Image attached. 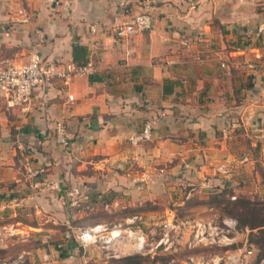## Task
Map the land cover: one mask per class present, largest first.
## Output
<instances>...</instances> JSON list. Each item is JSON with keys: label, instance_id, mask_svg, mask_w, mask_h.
<instances>
[{"label": "crops", "instance_id": "crops-1", "mask_svg": "<svg viewBox=\"0 0 264 264\" xmlns=\"http://www.w3.org/2000/svg\"><path fill=\"white\" fill-rule=\"evenodd\" d=\"M145 11L153 17L150 30L114 37L116 25ZM261 23L264 0H0V60L26 62L39 28L43 59L73 62L78 43L95 66L37 86L24 110L7 107L0 92V218L11 205L33 204L39 212L40 204L51 223L25 222L19 230L61 237V214L72 220L78 213L67 195L73 186L90 190L80 204L87 207L94 189L152 199L166 181L223 169L225 151H236L238 140L245 151L247 143L264 151ZM147 119L151 138L131 143L129 135ZM59 121L66 143L56 139ZM27 162L43 174L30 176ZM9 225L0 230H17ZM63 246L36 247L41 264H64ZM34 250H26L30 259Z\"/></svg>", "mask_w": 264, "mask_h": 264}, {"label": "rangeland", "instance_id": "rangeland-1", "mask_svg": "<svg viewBox=\"0 0 264 264\" xmlns=\"http://www.w3.org/2000/svg\"><path fill=\"white\" fill-rule=\"evenodd\" d=\"M256 43L264 46L261 40ZM242 81L251 84L249 76ZM260 144L252 151L254 146L247 143L251 151H245V141L238 140L236 151H225L223 169L204 178L166 181L165 187L153 189L152 199L141 193L94 189L87 207L80 204L89 199L90 190L76 185L78 192L71 198L78 213L72 220L61 214V237L29 236L19 230L25 222L51 223L46 215L52 214L44 206L39 204L36 212L33 204L11 205L4 214L8 218H0V225L8 223L17 230H0V264H41L36 247L45 242L65 244L60 252L64 264H264L259 232L264 228V151ZM98 199L105 202L97 203ZM10 211L14 216H9ZM97 223L109 229L120 224L134 234L108 243L81 245L76 235ZM33 247L30 259L26 250ZM129 256L133 257L125 259Z\"/></svg>", "mask_w": 264, "mask_h": 264}, {"label": "built area", "instance_id": "built-area-1", "mask_svg": "<svg viewBox=\"0 0 264 264\" xmlns=\"http://www.w3.org/2000/svg\"><path fill=\"white\" fill-rule=\"evenodd\" d=\"M23 20L27 19L25 12L21 11ZM153 26V17L148 12H140L127 22L116 25L113 29L115 38H123L132 34L143 33ZM37 42L26 62L17 60H0V92L3 94L7 107H17L26 109L31 102L32 92L41 84H49L53 80L68 81L74 76L87 75L95 70L92 62L76 65L72 61H65L62 58L43 59L39 53V45L44 39L41 29H35ZM257 34H264V23L257 26ZM224 66V64H222ZM71 99V97H69ZM152 121L147 119L143 126L129 135L128 140L135 144L147 141L151 138ZM65 124L62 121L56 123L55 135L59 143H66ZM26 170L30 176L43 174V169H33L28 162ZM51 188H56V183L49 184ZM78 188L73 186L68 195L74 196ZM72 199V198H71ZM76 203L75 200L71 202ZM116 203V201L112 202ZM109 204L106 203L105 207ZM134 234L130 229L123 228L120 224L109 229L101 223L94 224L81 230L77 235V240L81 245L94 244L97 242L108 243L118 240L121 237ZM137 247L141 244V238L137 237ZM48 264V263H47Z\"/></svg>", "mask_w": 264, "mask_h": 264}, {"label": "trees", "instance_id": "trees-1", "mask_svg": "<svg viewBox=\"0 0 264 264\" xmlns=\"http://www.w3.org/2000/svg\"><path fill=\"white\" fill-rule=\"evenodd\" d=\"M72 60H73V63H75L76 65L86 63L88 61V50H87V48L83 45L75 43L73 45V48H72ZM255 226H258V225H255ZM259 232L261 233V240H262L260 245L263 247L264 246V228ZM132 257L133 256H129V257H126L125 259L129 260Z\"/></svg>", "mask_w": 264, "mask_h": 264}, {"label": "bare ground", "instance_id": "bare-ground-1", "mask_svg": "<svg viewBox=\"0 0 264 264\" xmlns=\"http://www.w3.org/2000/svg\"><path fill=\"white\" fill-rule=\"evenodd\" d=\"M137 246V245H136Z\"/></svg>", "mask_w": 264, "mask_h": 264}]
</instances>
